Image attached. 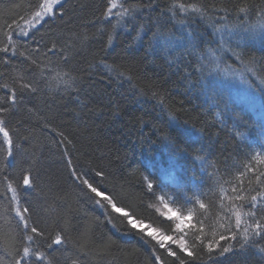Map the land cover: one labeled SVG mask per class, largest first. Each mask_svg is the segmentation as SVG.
<instances>
[{
	"label": "trees",
	"instance_id": "16d2710c",
	"mask_svg": "<svg viewBox=\"0 0 264 264\" xmlns=\"http://www.w3.org/2000/svg\"><path fill=\"white\" fill-rule=\"evenodd\" d=\"M26 2L0 0V12L6 11L11 18H15L18 11L23 15V10L13 6ZM106 2L68 0L69 9H75L78 15L68 21L67 26L59 19H49L37 25L26 38L27 44L25 38L15 37L16 43L22 45L21 51L27 48L39 60L40 68L34 69L37 78L43 71L51 80L47 85L41 84V90L26 101V108H31L33 113L29 115L22 110L14 118L23 117L21 127L29 129L32 137L26 143L18 141L20 149L14 150L12 159L5 160L0 150V179L3 175H16L20 167L28 166L25 161L35 160L40 173L38 183L44 191L51 188L62 197L53 202L50 195L45 203L43 199H35V190L20 193L22 203L27 199L34 206L47 208V212L41 211L40 215L49 225L56 218L70 219L73 232L67 249L63 256L60 252L52 253L59 264H71V260H77L78 264H153L154 242L128 232L119 218L110 219V209L106 211L97 205L94 194L71 176L69 160L78 173H87L94 186L99 185L101 190L112 194L136 219L168 235L177 233L175 222L165 215V203L173 212L185 215L192 209V223L200 227L198 211L203 210L172 196L177 183L191 189L188 196L195 195L213 205L205 220V231L211 239L214 230L222 231L219 228V217L224 215L219 200L221 186L231 195L232 185L239 184L241 179L245 187L250 180L254 183L255 177L251 174L245 173L239 178L238 173L245 171L244 166L252 155L264 156V28L255 10L246 19L247 24L256 25L255 36L243 41L232 37L229 41L230 47L243 53L242 60L225 56V63L219 68L214 66L209 73L200 71L198 60L201 50L214 48L220 40V34L212 26L216 13H210L203 21L189 17L192 28L182 31L191 32L197 42L200 36L204 39L193 52L186 41L171 47L156 46L152 41L157 25L149 17L154 18L170 0H155L159 5L155 11L142 12L135 21L115 29L112 27L115 19L108 23L95 20ZM128 2L139 5L147 4L148 0ZM185 2L209 8L223 6L221 0ZM249 2L257 8L264 7V0ZM88 22L94 26H87ZM226 22L238 23L237 14L232 12ZM173 23L168 22L160 30L180 37L181 26L174 27ZM62 29L84 32L89 37L81 54L70 62L76 69L73 75L78 77V83L67 91L57 77L68 69L57 67L59 56L45 51V45L51 47L53 40L63 43L67 39L57 35ZM98 29H103L102 36ZM33 36L43 41L39 52L34 51L38 45L33 42ZM5 43L7 40L0 35V47ZM253 57L255 61L250 63ZM21 59L17 56L8 68L0 62V73L8 74L0 75V84H10L12 75L27 68ZM119 72L124 75L119 76ZM5 92L0 90V97ZM45 124L63 132L71 143L61 144L62 138L45 128ZM170 141L176 144V149L170 146ZM251 166L264 172V163L253 160ZM96 172H102L103 176H96ZM146 178L152 179L153 189L147 188ZM4 203L6 201H0V207ZM14 228L11 217H0V264H8L5 250L12 244ZM185 232V239L191 245L193 235L199 233L195 229ZM221 244L239 247V241L230 244L222 241ZM259 248H264V242ZM259 248L253 246L214 259L216 264H264V253ZM173 249L176 250L175 245ZM156 254L162 255L166 264H172L165 252ZM205 264H208L207 259Z\"/></svg>",
	"mask_w": 264,
	"mask_h": 264
},
{
	"label": "snow or ice",
	"instance_id": "6c2138e0",
	"mask_svg": "<svg viewBox=\"0 0 264 264\" xmlns=\"http://www.w3.org/2000/svg\"><path fill=\"white\" fill-rule=\"evenodd\" d=\"M222 7H207L195 3H188L185 0H170L168 6L161 9L160 12L153 18L149 17L156 25L157 31L152 35V41L156 46H174L177 43L187 42L195 52L200 47V43L204 42L203 36L199 37V42L191 32L185 34L183 28H192V21L189 17H199L203 21L210 13H216L217 19L213 23L214 31L220 34V40L214 48L201 50L199 55V68L203 72L205 70L211 73L213 67L219 68L220 64H224V57L229 59L235 58L242 60L243 53L233 49L229 45L232 37H238L241 41L244 39L253 38L255 36L256 25H249L246 19L251 11L255 10V15L260 17V26L264 28V7H256L249 0H237L236 3L230 0H221ZM17 10H23L24 14L20 15L19 11L15 18L8 17L6 11L0 12V35H2L7 43L0 47V62L5 68H8L17 56L21 59V63H26L27 68L19 73L11 76V83L0 84V90H6L5 95L0 97V150L4 152L5 160L14 158L15 151L20 149L18 141L28 142L32 137V132L26 127L22 128L23 117L14 119L22 110L26 114H32L31 108H26V101L31 95H34L41 90V84H48L51 77H45L43 71L39 73V78L34 69L40 68V62L27 48L20 50L22 45H18L15 37L25 38L24 43L27 44V37L33 34L37 25L47 22L49 19H59L62 24L67 26V22L71 21L78 14L75 9H69L68 0H27L26 3L16 4L13 6ZM159 7L155 0H148V3H140L139 5L131 4L128 0H121L117 3L116 0H107L106 4L102 5V10L95 17L96 22L108 23L115 19L116 23L112 25L113 29L135 21L137 16L142 12L151 13ZM71 11V16H69ZM224 15L220 16L219 13ZM232 12L237 14L238 23L229 24L226 21ZM243 14V17L240 16ZM11 19V22L8 20ZM174 22L181 26V36L176 37L173 33L161 31L160 29L168 22ZM223 21V23H221ZM89 27L94 26L88 22ZM143 25L141 26V30ZM100 35H103V29L97 30ZM140 30L137 31L139 36ZM58 36L67 37L61 43L59 40H53L51 47L45 45L47 53H55L59 56L56 61L57 67L67 68V71L58 73V83L63 85L64 90L72 89L78 83V77L73 75L76 71L75 67L70 63L81 54L89 37L84 32H64L63 29ZM228 37V40L225 39ZM33 42L37 43L38 47L35 52H39V45L43 42L42 39L37 41L33 36ZM111 42V36H109ZM211 43H215L212 41ZM239 48V44H237ZM62 53V55H60ZM255 58H250V63H254ZM51 64L52 61H49ZM225 68L228 65L225 64ZM113 69H110L112 71ZM123 76V72L117 73ZM7 76V73H0ZM130 79V78H129ZM155 95V93H154ZM49 128L57 136L61 137L60 143L65 141L71 143L64 136L63 132H57L55 128H51L49 124L44 125ZM170 146L176 149L174 142L170 141ZM64 155H68L65 151ZM258 164L264 163V156L259 153L252 155L249 163L244 166L245 171L239 172L238 177L242 178L245 173H249L255 177V182L251 180L248 186L245 187L243 180L239 184H233L231 195H228L226 190L220 188V209L224 213L219 217L221 222L219 228L222 230L217 233L212 232V238L209 239L205 231V220L212 204H206L200 197L195 195L188 196L187 193L191 189L177 183L172 196L177 199H182L189 203L198 205V223L200 227L192 223L193 210L190 209L187 215L182 212H173L168 203L164 204L169 221H174V228L177 235H168L152 228L151 225H145L143 220H138L134 215L127 211L125 206L118 204L116 198L101 190L99 185L94 186L87 176V173H78L72 161H68L71 168V176L75 181H78L86 187L90 193L94 194L93 198L97 205L102 206L108 211L110 219L119 218L126 225L128 232L136 233L141 239L152 244L153 264H166L165 258L162 255H157L161 251L171 258L172 264H205L207 259L208 264H216V259L223 258L229 253L236 251H244L253 246L259 248V244L264 242V172L258 168L251 166L252 161ZM27 167H20L16 175H3L0 179V201H6L0 207V217H11L15 222V228L12 232V244L6 248L8 264H59L56 256L52 253L60 252L63 256L64 251L70 243V235L73 232V225L70 219L56 218L49 225L41 218V211L47 212V208H41L39 204L33 205L29 200H23L21 192L29 193L33 190L36 192L35 199L37 201L43 199L47 203L51 195L53 202L62 199L49 188L44 191L43 187L38 183L40 181L39 170L35 167L36 161H25ZM96 176H103L102 172H96ZM146 186L149 189L154 188V183L151 178H146ZM201 197L203 193L200 194ZM227 202V203H226ZM170 213V215H169ZM203 216L204 219H199ZM35 217V218H34ZM234 217V222H233ZM195 229L199 234L193 235V243L190 245L185 239L187 233ZM184 233V235H180ZM223 233H227L226 235ZM218 237V238H217ZM230 244L231 241H239V247L236 245L223 246L221 242ZM79 238H77V243ZM176 246V250L173 249ZM259 251L264 253V248H259ZM70 259V258H68ZM71 264H78L77 260H71Z\"/></svg>",
	"mask_w": 264,
	"mask_h": 264
}]
</instances>
